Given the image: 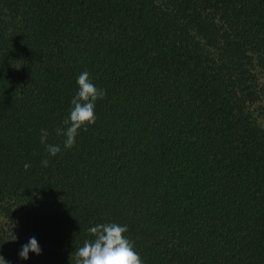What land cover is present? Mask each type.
<instances>
[{
    "label": "trees",
    "instance_id": "1",
    "mask_svg": "<svg viewBox=\"0 0 264 264\" xmlns=\"http://www.w3.org/2000/svg\"><path fill=\"white\" fill-rule=\"evenodd\" d=\"M83 71L96 122L48 157ZM0 217L8 264L99 223L144 264H264V0H0Z\"/></svg>",
    "mask_w": 264,
    "mask_h": 264
},
{
    "label": "clouds",
    "instance_id": "2",
    "mask_svg": "<svg viewBox=\"0 0 264 264\" xmlns=\"http://www.w3.org/2000/svg\"><path fill=\"white\" fill-rule=\"evenodd\" d=\"M77 92L71 100L67 117L62 126L56 129V135L63 137L62 145L48 143L47 133L40 136V143L44 146L48 157H55L62 150H69L76 144V137L81 130L95 124V106L98 100L106 96L104 89L98 88L92 82L90 73L83 71L77 77ZM42 167L49 166V159L41 161ZM29 163L24 164L25 170L30 168ZM94 238L85 240L83 245L75 251L76 264H144L140 255L134 249V242L125 235L126 225L116 223H99L87 230ZM15 236L14 239L15 240ZM41 248L35 237L21 246L18 255L21 259H29V253L41 254ZM0 264L8 261L0 255Z\"/></svg>",
    "mask_w": 264,
    "mask_h": 264
},
{
    "label": "rangeland",
    "instance_id": "3",
    "mask_svg": "<svg viewBox=\"0 0 264 264\" xmlns=\"http://www.w3.org/2000/svg\"><path fill=\"white\" fill-rule=\"evenodd\" d=\"M0 221H1V217H0Z\"/></svg>",
    "mask_w": 264,
    "mask_h": 264
}]
</instances>
